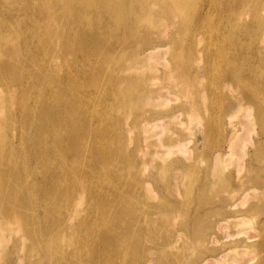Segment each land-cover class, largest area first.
Returning <instances> with one entry per match:
<instances>
[{
    "label": "bare ground",
    "instance_id": "obj_1",
    "mask_svg": "<svg viewBox=\"0 0 264 264\" xmlns=\"http://www.w3.org/2000/svg\"><path fill=\"white\" fill-rule=\"evenodd\" d=\"M236 6L241 8L240 16ZM212 7L226 13L224 22L215 25L222 43L218 54L228 46L237 48L223 63L224 75L243 84L246 98L258 108V118L264 119V0H213ZM250 13L252 22H247L244 15ZM204 17L200 0H0V264L184 261L182 243L190 239L187 231L185 240L171 230L156 246H146L145 224L150 230L155 223L152 217L144 220L140 206L133 211L129 199L139 193L122 186L128 148L114 146L116 137L104 132L112 125L101 126L106 114L99 117L95 112L98 105L109 104L105 96L116 92L121 83L134 86L138 82L120 72L157 71L158 64L167 67L169 53L163 47L176 46L177 40L151 42L122 57L125 43L137 49L142 33L163 19L175 22L166 37L191 33ZM198 43L200 38L194 36L188 46L173 49V55L178 59L192 55ZM99 56H110L115 64L111 72L96 61ZM175 72L198 74L192 66L175 68ZM105 80L114 85H105ZM154 99L148 96L136 104H150ZM147 123L148 131L161 127L154 121ZM232 137L229 158L236 135ZM102 145H108L106 152L96 154ZM176 151L188 153L184 145ZM174 153L169 150L166 155ZM8 158L13 162L6 164ZM215 162L223 167L227 163L223 155ZM238 165L241 172L243 165ZM107 167L110 171L98 172ZM218 169L212 184L223 182L216 177ZM262 194L257 203L262 202ZM247 196L235 201L232 206L238 208L226 217L243 219ZM129 209L131 217L126 214ZM246 225L237 222L238 229L231 235L247 236ZM258 230L260 242L245 244L240 239L230 248L224 244L211 249L218 253L217 263L264 264V221ZM214 235L218 242H212L222 244L224 236L217 230ZM241 246L243 251L236 249ZM233 248L221 261L219 255Z\"/></svg>",
    "mask_w": 264,
    "mask_h": 264
},
{
    "label": "rangeland",
    "instance_id": "obj_2",
    "mask_svg": "<svg viewBox=\"0 0 264 264\" xmlns=\"http://www.w3.org/2000/svg\"><path fill=\"white\" fill-rule=\"evenodd\" d=\"M212 2L200 0L205 17L191 33L166 37L175 22L163 19L160 25L150 26L142 33L143 39L137 49L127 47L125 43L124 50L120 52L122 57L131 56L151 42L172 38L177 40L176 46L163 47L169 53L166 56L167 67L158 64L160 69L157 71L143 68L120 72L121 76H128L138 82L134 86L121 83L116 92L105 96L109 104L98 105L95 112V116L99 117L106 114L101 126L105 127L108 122L112 125L110 130L104 132H112L116 137L114 146L120 150L128 148L125 157L129 162L123 167L126 180L122 186L139 193L137 198L133 196L129 199L133 211L140 206L139 211L144 220L152 217L155 223L150 230L145 224L146 246H156L171 230L181 234L184 240L185 235L189 234L190 239L181 245L182 254L185 255L181 264H220L215 259L218 253L215 254V249H211H218L224 244L230 248L233 246L230 243L240 239L245 240V244L246 241L257 243L262 239L258 228L264 221V197L258 203L256 198L264 192V119L258 118V108L246 98L243 84H237L230 76L224 75L226 67L223 63L237 48L228 46V50L218 54L222 43L215 25L217 21L224 22L222 17L226 13L219 10L221 7L213 8ZM240 9L236 6L237 16L241 15ZM244 16L247 22H252V13ZM248 31L253 34V30ZM244 35L249 37L248 34ZM194 36L200 38L196 52L183 55L182 59L176 58L173 49H178L181 44L188 46ZM96 61L105 64L109 72L115 66L110 56H99ZM189 66L194 67L198 74L175 72V68L186 69ZM105 85L114 83L105 80ZM148 96L155 98L154 102L136 104ZM151 121L162 128L148 131L146 124L149 125L147 122ZM13 132L16 133V130ZM231 134L236 137L232 140L233 156L229 158L227 154ZM178 145H184L188 153H178ZM107 147L102 145L95 153L103 155ZM168 149L175 153L167 156ZM218 155H223L227 161L224 167L215 162ZM119 158L122 160L123 157ZM12 162L13 158L5 160L6 164ZM239 163L243 165L241 172H238ZM110 169L107 167L98 172L105 173ZM217 169L219 172L216 177L223 182L212 184ZM245 194L248 195V201L242 207L245 217H226L231 209L238 208L232 204ZM131 212L130 209L126 211L128 217H131ZM236 221L247 223L243 227L247 230L246 235L255 237L231 235L238 229L234 226ZM218 225L224 229H218ZM216 230L224 236L222 244L212 242ZM226 230L229 233H224ZM234 249L221 253V261L224 260L222 256L232 254ZM236 249L243 251L244 247ZM117 263L124 264V261L119 260Z\"/></svg>",
    "mask_w": 264,
    "mask_h": 264
}]
</instances>
